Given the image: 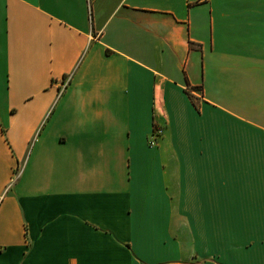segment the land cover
Returning <instances> with one entry per match:
<instances>
[{
	"label": "crops",
	"instance_id": "crops-1",
	"mask_svg": "<svg viewBox=\"0 0 264 264\" xmlns=\"http://www.w3.org/2000/svg\"><path fill=\"white\" fill-rule=\"evenodd\" d=\"M0 264H264V0H0Z\"/></svg>",
	"mask_w": 264,
	"mask_h": 264
},
{
	"label": "built area",
	"instance_id": "built-area-1",
	"mask_svg": "<svg viewBox=\"0 0 264 264\" xmlns=\"http://www.w3.org/2000/svg\"><path fill=\"white\" fill-rule=\"evenodd\" d=\"M69 82V77L64 78V80L61 82L60 85V90L63 91L65 89V87L68 85ZM161 133V129H155V131L153 132V137L150 138V143L154 144L155 140L154 137H157V135H159Z\"/></svg>",
	"mask_w": 264,
	"mask_h": 264
}]
</instances>
